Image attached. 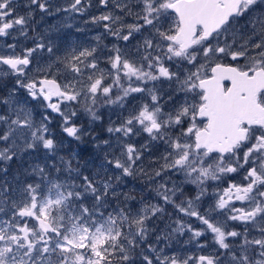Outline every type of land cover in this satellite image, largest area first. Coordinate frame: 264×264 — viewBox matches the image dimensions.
I'll return each instance as SVG.
<instances>
[{
  "label": "snow or ice",
  "instance_id": "1",
  "mask_svg": "<svg viewBox=\"0 0 264 264\" xmlns=\"http://www.w3.org/2000/svg\"><path fill=\"white\" fill-rule=\"evenodd\" d=\"M93 7L94 36L29 37ZM8 38L0 264H264V0H0ZM53 114L101 154H62Z\"/></svg>",
  "mask_w": 264,
  "mask_h": 264
},
{
  "label": "rangeland",
  "instance_id": "2",
  "mask_svg": "<svg viewBox=\"0 0 264 264\" xmlns=\"http://www.w3.org/2000/svg\"><path fill=\"white\" fill-rule=\"evenodd\" d=\"M96 10L98 11L97 8H96ZM44 29H46L48 33H46V32L43 33L42 32L41 33V36H47L49 34V32H50V30L48 28L44 27ZM52 34H53V36H55L56 35V32H52ZM86 36L87 37H91L92 35L91 34H87ZM67 39L69 41H74V38L73 37L72 38L69 37ZM83 39H81V40H83ZM111 43H112V39L108 43H105V44H108L110 46ZM0 46H1V44H0ZM37 59L40 60L39 56L37 57ZM45 59H46V54H45ZM40 62L43 63L44 61L43 60H40ZM163 91H164V93H167L169 91V89H168V87L166 85L163 87ZM166 98L167 97L165 96V99ZM169 107H170V105H169ZM107 116H108V113L106 112L105 113V123L107 122ZM113 118H115V117H113ZM59 123H60L59 118L57 116H55V114H53V124H52V128H53V131L56 134L57 139L63 141V146L64 147L62 149V154L63 153H66L68 151H74L76 154L82 156L83 153H85L86 148L88 147L87 145L90 146L89 148L92 149V152L90 153V155H88L86 157V159H84V157H82V162L84 160H94L96 158V156H98V155L101 154L99 152V150L93 149V146L91 144H88V143H77V142L71 141V138L66 137V134H63L61 132V130L59 128ZM97 131L99 132L100 129H97ZM145 138L146 137H143V136L142 137H139V138H137V142L138 143H142ZM145 163H147V161H145ZM17 170H18V162L11 164V173L12 174H15ZM141 188H142V184H141V181L139 179H135L134 180L132 178H127V183H126V186H125V190L126 191L135 189L138 198L140 197V195L147 196L148 195L147 191L145 190L143 193H141V191H140ZM161 227H163V225H161ZM184 239H186V237L180 238L181 243H174L173 244V247H172V249H170V251H176L178 254L179 253H182L183 255H196V254H200L198 252V250L194 248L193 245H184L182 243V241ZM205 251L206 252L211 251V245H209V248L206 249Z\"/></svg>",
  "mask_w": 264,
  "mask_h": 264
},
{
  "label": "flooded vegetation",
  "instance_id": "3",
  "mask_svg": "<svg viewBox=\"0 0 264 264\" xmlns=\"http://www.w3.org/2000/svg\"><path fill=\"white\" fill-rule=\"evenodd\" d=\"M94 2H95V0H94ZM53 3L59 4V5H65L67 3V0H53ZM19 11L21 13H23L24 9L21 8V9H19ZM97 12L98 11L96 10V7H93L92 9L89 10V12L84 17H80V16H76L75 18H73L71 16L65 17V15L61 13V14H57V15L52 16V17L45 16V17H43V19H41L40 13L37 12L36 21L33 24V27H35L36 31L35 32L30 31L29 32V37L30 38L31 37H36V39H39V36H41L42 32L43 33L44 32L48 33L47 30L44 29V27L48 28L52 32H55V29L52 28V26L61 27L65 23H71L73 25V28L69 29V28L63 27L61 32L59 33L60 35H66L67 38H69V37L72 38L73 37L74 41L77 40V39L81 40V39L85 38V36L87 34H91L92 36H94L97 32L102 31V29L101 28H97V27H93L91 25L85 26L83 24V21H84V19H87V17L89 15L98 14ZM76 27H87V28H90L91 31H86L84 33H77L75 31ZM14 35H15V33H14ZM110 40H111V38L107 37V38L104 39L103 43L104 44L108 43ZM5 42L11 43L12 39L8 38L6 41L0 39L1 46ZM25 46H32V40L29 39V40L25 41L24 38L21 37L20 38V47H25ZM201 239H204V238H201ZM207 239H208L209 245H211V237L209 236Z\"/></svg>",
  "mask_w": 264,
  "mask_h": 264
},
{
  "label": "trees",
  "instance_id": "4",
  "mask_svg": "<svg viewBox=\"0 0 264 264\" xmlns=\"http://www.w3.org/2000/svg\"><path fill=\"white\" fill-rule=\"evenodd\" d=\"M87 146L88 147L86 148L85 153H83V155L81 156V157H84V159H86V157L90 155V153L92 152V149L89 148L90 146L89 145Z\"/></svg>",
  "mask_w": 264,
  "mask_h": 264
}]
</instances>
